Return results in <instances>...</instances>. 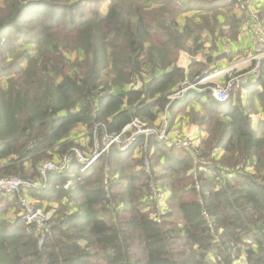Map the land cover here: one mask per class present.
I'll use <instances>...</instances> for the list:
<instances>
[{
  "label": "trees",
  "instance_id": "trees-1",
  "mask_svg": "<svg viewBox=\"0 0 264 264\" xmlns=\"http://www.w3.org/2000/svg\"><path fill=\"white\" fill-rule=\"evenodd\" d=\"M222 1L234 5L232 0H5L0 179L38 177L44 162L82 148L79 134L85 133L91 146L97 124L109 133H120L135 118L153 125L166 111L169 94L205 70L193 62L186 72L176 63L180 50L196 55L203 48V32L214 29V17L203 12L214 5L217 14L216 2ZM232 20L222 36L227 41L238 34L240 21ZM7 35L26 39L24 45H35L36 54L20 55L26 46ZM73 54L77 57L70 60ZM24 60L27 66L21 67ZM262 69L256 83L238 90V96L233 91L226 103L209 92L189 91L184 101L167 108L173 125L192 102L201 106L190 113L208 133L202 154L219 160L209 167L218 175L234 177L218 181L208 173L214 169H200L195 179L203 186L197 191L191 156L154 140L147 148L140 141L127 152L110 149L105 162L114 169L101 170L100 158L82 172L74 159L66 172L50 173L44 189L28 191L75 209L54 214L42 244L36 227L28 229L20 216L6 218L15 195H0V264H264V121L256 131L242 103L248 96L251 106L259 102L264 109V62ZM138 147L149 156L155 181H166L160 209L149 195ZM218 151L222 155L216 157ZM101 171L102 180L95 177Z\"/></svg>",
  "mask_w": 264,
  "mask_h": 264
},
{
  "label": "built area",
  "instance_id": "built-area-1",
  "mask_svg": "<svg viewBox=\"0 0 264 264\" xmlns=\"http://www.w3.org/2000/svg\"><path fill=\"white\" fill-rule=\"evenodd\" d=\"M239 10L240 15L243 17L241 27L245 28L252 35V43L255 49V53L250 51L246 60L235 64V67L227 69H213V67L206 68L198 77L194 80H186L177 90L170 93L168 96V105L166 111L160 115L159 119L153 124L149 125L147 122L135 118L131 123L123 128L120 133H109L108 131H102L101 124H97L92 129V150L86 155L83 151L74 149L71 155H64L62 159L56 162L47 161L41 165L40 176L41 179H22V178H4L0 179V195L7 192L16 195L19 199H22L29 190H42L46 187L48 182V175L50 173L61 174L68 170L71 162L76 159L82 165V172L93 163H95L104 152H108L110 149L115 148L120 152H125L132 149L140 141H144L145 148H147L148 141L154 140L157 143L165 145L167 148H172L178 151H186L194 161L195 166L211 167L210 163H203L198 161L200 155L195 153V146L193 139L178 138L172 133L168 121L167 108L169 104L175 101H184L189 91H196L198 93L209 92L211 97L218 103H226L233 89H243L248 85L256 83L262 77V63L264 62V22L262 21L260 14L255 9V0H232ZM251 66L247 67V65ZM238 69L239 73L235 70ZM227 75V76H226ZM232 76V80L226 84L217 83L218 78L224 79ZM224 84V85H223ZM223 85V86H221ZM140 147L137 148L136 153L140 152ZM139 149V150H138ZM142 163L140 169H142L149 177V195L151 199L158 203L160 209L161 198L164 197V193L160 187L157 186L154 180V175L151 170V161L148 155H142ZM194 171H198L197 168ZM234 177L232 172H225L220 174V178ZM43 180V181H42ZM42 181V182H41ZM111 184V180L105 179L103 185L108 187ZM71 186V182H68L65 188ZM203 184L196 178L194 187L197 191H200ZM109 199V195L106 196ZM27 209L22 218L24 221L31 224L37 221V216L31 211L29 205H26ZM205 218L209 221L206 214ZM160 223L159 218L156 220ZM44 222V221H43ZM49 221L41 229L40 233H44L40 237L39 243L42 244L46 233L50 230ZM209 227L212 230L211 220ZM40 231V230H39Z\"/></svg>",
  "mask_w": 264,
  "mask_h": 264
},
{
  "label": "rangeland",
  "instance_id": "rangeland-1",
  "mask_svg": "<svg viewBox=\"0 0 264 264\" xmlns=\"http://www.w3.org/2000/svg\"><path fill=\"white\" fill-rule=\"evenodd\" d=\"M4 2H5V0H0V7H2L3 6V4H4ZM234 3V2H233ZM234 6H235V8H236V10H238V8H237V6H236V4L234 3ZM238 12H239V10H238ZM242 30L244 31V32H248L245 28H242ZM252 36V35H251ZM7 37V40H11V41H13L14 43H16L17 45H19V44H21V45H19L20 47H22L24 44H26L27 42H26V39L24 40V38H18L16 35H7L6 36ZM24 46H26V45H24ZM37 47L35 46V45H31V46H26L24 49H19L18 51H19V53H20V55H24L26 52H27V54H31V55H35L36 54V52H37ZM24 51H26V52H24ZM250 51L252 52V53H255V49H254V47H253V43H252V48L245 54V55H243V56H239V57H237V59H233V61H232V63H230L228 66H226V67H223V68H221V69H227V68H230V67H235V64H237V63H239V62H241L242 60L244 61V60H246L247 58H248V56H249V53H250ZM262 54H264V53H262ZM16 57V56H15ZM15 57L13 58V59H15ZM77 57V55H75V54H73L72 56H69V58H70V60H74L75 58ZM18 59H19V57H18ZM18 59H16L15 61H19ZM12 61V59H10L9 61H6L7 63H10ZM5 65H9V64H5ZM20 66L21 67H24V66H27V61L26 60H24V61H21L20 62ZM249 66H251V64H249V65H247V67H249ZM209 67V66H208ZM207 67V68H208ZM214 68V67H213ZM235 72L236 73H239L238 72V69H236L235 70ZM262 75H263V72H262ZM227 76V75H226ZM232 76H230V77H227V78H224V79H220V78H218L217 80H216V82L217 83H223L224 82V84H226V83H228V81L230 82L231 80H232ZM220 80H222L223 82H220ZM3 84H5V82H2ZM223 84V85H224ZM223 85H221V86H223ZM239 89H233V93H235V96H238V93H237V91H238ZM230 98H231V96H230ZM249 98H250V96H249ZM248 99V96L247 97H245L244 99H243V101H242V103H243V106H244V108H245V110L247 111V113H249V115L250 116H252L253 117V119H252V121H254V127H255V129H256V131H258L259 129H260V127H261V125H262V123H263V121H264V109L261 107V104L259 103V102H256V104L254 105V106H251L250 105V103H249V101L247 100ZM256 105H259L260 106V110H261V112H258V108L256 107ZM191 112V110H187V111H185V112H182L183 113V115L186 117V119L189 121V123H191V124H193V125H195V126H197L196 124H195V122L193 121V114H191L190 113ZM180 113H178L177 114V116L179 115ZM201 117H199L198 118V120L200 119ZM146 122V121H145ZM262 122V123H261ZM261 123V124H260ZM253 124V123H252ZM200 129V128H199ZM172 133L176 136V137H178V138H187V137H189V138H191V139H193L191 136H187V135H183V134H181V133H178L176 130H174L173 129V131H172ZM207 133V132H206ZM208 134V133H207ZM76 135V134H75ZM74 135V136H75ZM84 135H85V133H84ZM78 138V140H79V142H80V144H81V146H82V148H80V149H78V150H81V151H83L85 154L87 153H90L91 152V150H92V145L90 146L89 145V138H87V139H85L84 138V136H82V137H80V136H78L77 137ZM202 141V140H201ZM193 143H194V146H195V153L197 154V155H200V158H197V160L198 161H202L203 163H210V164H213V163H219V160L217 159V158H213L212 156L211 157H207V156H204L203 154H202V149L204 148V144H203V141L200 143V141L199 140H193ZM144 147H145V145H144ZM147 147H148V144H147ZM75 149H77V148H75ZM140 149V148H139ZM138 149V150H139ZM176 153H177V151H176ZM107 154V152H104L102 155H101V160H103L101 163H100V169L101 170H103V168H107V169H114L115 168V166L114 165H111V164H106V162H105V158H106V155ZM144 154V151H140L139 153H137L136 154V150H135V155H136V158L137 159H140L141 161H142V159H143V155ZM59 157V156H58ZM134 157V152H133V156H132V161H130V162H132V163H135V162H137V159L136 158H133ZM53 158V157H52ZM99 158V159H100ZM59 160H61L62 159V156L61 157H59L58 158ZM192 168L190 169V175L191 176H193V182L195 183V181H196V179H195V177L198 175V173H199V171H200V169H205L206 171H209V170H212V169H214V168H208V167H204V166H201V165H199V166H195V163H194V161H192ZM195 168H197L198 169V171H194V169ZM247 169L249 170L248 172L249 173H252V174H254V173H257V170L254 168V167H247ZM129 172H131V169H129L128 170V172L127 173H129ZM209 174H214L215 176H216V179L218 180V181H220V175H218L217 173H216V170L214 169L213 170V172L212 173H210V172H208ZM158 177H161V175H163V173L162 172H160V173H158ZM182 176V174L181 175H179V176H177V177H181ZM95 177H98L97 179H100V180H102V177H103V175H102V171L101 172H99V173H97L96 175H95ZM31 179H41V176H40V174H39V176L38 177H30ZM114 179H118V176L116 175V177L115 178H112L111 179V184H112V182L114 181ZM155 179H157V177L155 176V178H154V180ZM43 181V180H42ZM41 181V182H42ZM216 181V180H215ZM104 182V181H103ZM192 182V183H193ZM217 182V181H216ZM155 183L157 184V186L158 187H160V188H162V184H164V183H166V181L164 180V179H161L160 178V180H158V181H155ZM191 183V182H190ZM67 185V184H66ZM65 185V186H66ZM184 185H187V184H184ZM219 186V184L216 186V187H218ZM10 195H12L13 196V194H10V193H6L5 194V196H4V198H10ZM11 196V197H12ZM14 197H16V199L14 198ZM13 197V199H11V201H12V203H11V207L10 208H8V209H10L9 211H8V213H7V215H6V218L7 219H12L14 216H15V218L16 217H18V216H22V214H24L25 212H26V209H27V207H26V205H29V209L31 210V211H33L34 212V214L37 216V221H39V222H32L31 224H28V222H26L25 221V223H26V226H27V228L29 229L30 227H36V229L39 231V237H41V236H43V234L44 233H40L41 232V229L48 223V221H49V225H51V220H52V218H53V216H54V214L55 213H59V215L60 214H62V213H66L67 215H69V214H71V213H73L74 212V210L72 211V209L74 208L72 205L70 206L66 201H58V200H53V201H46V200H42V199H40V198H34V197H31V196H29L28 195V193L25 195V196H23L22 197V199H19L18 198V196H17V193H16V195ZM15 204H17L16 206H15ZM3 205V204H2ZM6 204H4L3 206H5ZM211 220V219H210ZM44 221V222H43Z\"/></svg>",
  "mask_w": 264,
  "mask_h": 264
},
{
  "label": "crops",
  "instance_id": "crops-1",
  "mask_svg": "<svg viewBox=\"0 0 264 264\" xmlns=\"http://www.w3.org/2000/svg\"><path fill=\"white\" fill-rule=\"evenodd\" d=\"M216 4L218 10L220 11H218L217 14H214L212 11V7L214 5H212L211 8H207L208 11L203 12L209 15L210 20H212L211 17H214L213 32L211 33L209 31H204L202 34L200 43L203 45V48L200 49L196 55H192L183 50L179 51L176 66L184 69L186 72H190L189 67L193 62L205 65L204 69H206L208 66L214 67L213 69L226 67L230 63H232L234 58L237 59V57L245 55L252 48V36L249 32H244L242 30L241 19L239 17L240 15L235 6L230 5L229 2L226 4L224 3V1H222L221 3L216 2ZM196 7L198 6H195V8ZM255 9L258 11L260 16L263 15L262 21L264 22V0H255ZM191 14L192 12L181 15L178 18V23H180L181 25L184 24L187 16H191ZM233 18H236L238 21H240L238 34L232 40L227 41L223 39L222 36L230 30ZM189 44L191 46L194 44L193 38L189 41ZM220 82L223 81L220 80ZM256 107L258 108V112H261L260 106L256 105ZM192 109L200 111L201 106L196 102H192L187 110ZM167 117L170 124V116ZM170 127L172 131L174 129L178 133L191 136L193 140H199L200 143L207 137V133L203 130H200L198 126L189 123L183 113H180L174 118L173 125L170 124ZM79 136H84V138L87 139L86 135L84 134H79ZM221 155V151H218L216 153V157ZM16 218L14 216L10 220H14Z\"/></svg>",
  "mask_w": 264,
  "mask_h": 264
},
{
  "label": "bare ground",
  "instance_id": "bare-ground-1",
  "mask_svg": "<svg viewBox=\"0 0 264 264\" xmlns=\"http://www.w3.org/2000/svg\"><path fill=\"white\" fill-rule=\"evenodd\" d=\"M128 151H129V150H128ZM125 152H127V151H125ZM92 165H93V164H92ZM92 165H91V166H92ZM89 167H90V166H89ZM89 167H87L86 169H88ZM86 169H85V170H86Z\"/></svg>",
  "mask_w": 264,
  "mask_h": 264
}]
</instances>
